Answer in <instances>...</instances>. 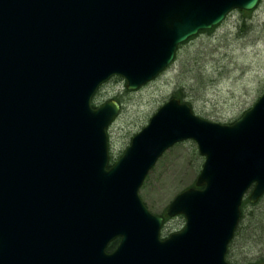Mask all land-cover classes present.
Returning a JSON list of instances; mask_svg holds the SVG:
<instances>
[{
	"label": "water",
	"instance_id": "obj_1",
	"mask_svg": "<svg viewBox=\"0 0 264 264\" xmlns=\"http://www.w3.org/2000/svg\"><path fill=\"white\" fill-rule=\"evenodd\" d=\"M258 0H0V264H230L240 206L264 195V90L231 125L170 98L108 168L114 101L92 108L113 76L134 91L180 44ZM192 140L194 188L163 219L139 190L158 159ZM117 247L107 253L108 245Z\"/></svg>",
	"mask_w": 264,
	"mask_h": 264
},
{
	"label": "rangeland",
	"instance_id": "obj_2",
	"mask_svg": "<svg viewBox=\"0 0 264 264\" xmlns=\"http://www.w3.org/2000/svg\"><path fill=\"white\" fill-rule=\"evenodd\" d=\"M179 88L195 116L221 125L235 122L253 106L264 90V0L252 11L231 12L216 28L190 39L178 49L168 69L137 91H127L119 78L100 88L94 106L110 100L119 105V115L107 130L111 161L122 155L130 139ZM202 163L193 141L165 152L139 191L150 213L163 215L178 193L193 186ZM257 203L245 204L246 232L254 235L247 236L249 243L240 245L234 253L236 259L229 260L231 264H253L260 258L264 264V232L257 223L264 222V217L256 214L251 218L249 214L264 210V196ZM183 226L181 216L168 219L162 236Z\"/></svg>",
	"mask_w": 264,
	"mask_h": 264
},
{
	"label": "trees",
	"instance_id": "obj_3",
	"mask_svg": "<svg viewBox=\"0 0 264 264\" xmlns=\"http://www.w3.org/2000/svg\"><path fill=\"white\" fill-rule=\"evenodd\" d=\"M182 91H183L182 88L177 89L176 92L173 94V96L176 97V98H178L181 102H184V100H183V99H184V95L182 94ZM262 198H263V197H262ZM259 202H260V201H259ZM259 202H258V203H259ZM258 203H257V205H258ZM245 204H246L247 206L249 205L247 199H245V200L243 201L242 205H241V220H240L239 227H238V229H237V231H236V234H235V236H234V239H233V241L230 243V246H229V251H228V254H227V260H228V261H229V260H234V259H236L234 253L239 249L240 245L243 246V245H245V244L248 242V240H247V236L250 237V235H251V236L254 235V233H253L252 231H249V232L247 231V232H246V230H247V226H248V225H245V221H246V217H247L248 214H245V207H246ZM257 205H255V206H257ZM255 206H254V207H255ZM249 214H250V217H251V218H252L254 215H256V214H261V215H263V217H264V210L262 211V209H261L260 211H253V212H251V213H249ZM261 215H260V216H261ZM254 223H256V221H254ZM257 223H258V225H259V228L262 229L263 232H264V222H262L261 220H258ZM250 238H252V237H250ZM248 243H249V242H248ZM114 247H115V243H113V244L110 245L109 250H112ZM232 251H234V252H232ZM237 261H238V260H237ZM241 261H244V262H245V259L242 258ZM246 263H247V264H250L249 262H246ZM255 263H256V264H262V263H261V258L258 259Z\"/></svg>",
	"mask_w": 264,
	"mask_h": 264
},
{
	"label": "bare ground",
	"instance_id": "obj_4",
	"mask_svg": "<svg viewBox=\"0 0 264 264\" xmlns=\"http://www.w3.org/2000/svg\"><path fill=\"white\" fill-rule=\"evenodd\" d=\"M233 11H241V12H244L245 10L234 9V10H232L231 12H233ZM231 12H230V13H231ZM220 24H221V23L216 24V26H214L212 29L216 28V27L219 26Z\"/></svg>",
	"mask_w": 264,
	"mask_h": 264
}]
</instances>
